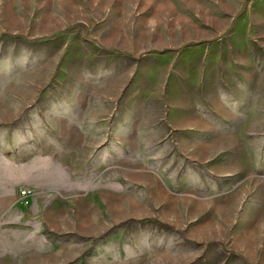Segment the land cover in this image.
<instances>
[{
  "label": "rangeland",
  "instance_id": "rangeland-1",
  "mask_svg": "<svg viewBox=\"0 0 264 264\" xmlns=\"http://www.w3.org/2000/svg\"><path fill=\"white\" fill-rule=\"evenodd\" d=\"M0 264H264V0H0Z\"/></svg>",
  "mask_w": 264,
  "mask_h": 264
},
{
  "label": "built area",
  "instance_id": "built-area-1",
  "mask_svg": "<svg viewBox=\"0 0 264 264\" xmlns=\"http://www.w3.org/2000/svg\"><path fill=\"white\" fill-rule=\"evenodd\" d=\"M26 193H27V192H25V191H24V192H22V194H23L24 196L26 195Z\"/></svg>",
  "mask_w": 264,
  "mask_h": 264
}]
</instances>
